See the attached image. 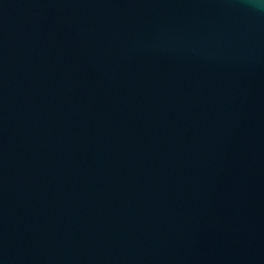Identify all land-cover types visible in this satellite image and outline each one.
<instances>
[{
  "label": "water",
  "instance_id": "1",
  "mask_svg": "<svg viewBox=\"0 0 264 264\" xmlns=\"http://www.w3.org/2000/svg\"><path fill=\"white\" fill-rule=\"evenodd\" d=\"M0 264H264V2L0 0Z\"/></svg>",
  "mask_w": 264,
  "mask_h": 264
},
{
  "label": "clouds",
  "instance_id": "2",
  "mask_svg": "<svg viewBox=\"0 0 264 264\" xmlns=\"http://www.w3.org/2000/svg\"><path fill=\"white\" fill-rule=\"evenodd\" d=\"M261 2H264V0H261Z\"/></svg>",
  "mask_w": 264,
  "mask_h": 264
}]
</instances>
